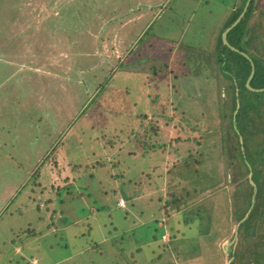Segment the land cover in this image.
Returning <instances> with one entry per match:
<instances>
[{"label":"rangeland","instance_id":"obj_1","mask_svg":"<svg viewBox=\"0 0 264 264\" xmlns=\"http://www.w3.org/2000/svg\"><path fill=\"white\" fill-rule=\"evenodd\" d=\"M6 3L15 8L11 18L0 20V264H129L120 254V247L114 246L111 236H107L109 218L104 213L101 222L95 209L102 206L97 197L104 188L120 185L119 173L128 180L136 169L132 164L134 155L120 171L111 165L112 160L136 149L130 148L131 140L144 139L149 134L145 127L132 126L134 116L125 105H115L122 99L120 94L124 90L142 106L149 96L148 120L161 127L157 142L167 144L165 159L156 156L160 164L157 169L143 166L149 168L148 172L153 171L159 190L154 188L152 179L150 184L143 175L141 180L134 178L136 182L123 187L124 192L134 195L130 202H135L137 211L127 208L130 202L126 194L123 196L127 204L123 208L128 210L127 217L114 200L109 203L116 224L128 227L140 224L144 220L139 214L140 201L147 198L152 202L142 207L145 215L153 209L159 211L151 215L159 225H164L167 219L171 232L167 229L162 237L167 243L162 247L164 250L152 239L151 230L146 229L136 239L140 246V240L146 241L141 247L149 260H142L141 264H229L240 245L238 252L244 261L238 264H248L244 254L251 243L248 238L254 233L246 232L248 238H243L241 214L236 210L243 213L246 207L241 197L249 191V183L254 186V198L263 193L264 183L258 184L257 180L264 178V132L255 128L252 130L257 132L249 137L247 130L234 137L238 134L226 130L225 126L236 124L234 119L231 122L228 116L222 117L223 112L230 113L232 79L219 67L214 51L220 31L243 4L241 0H0V13ZM258 5L264 10V0H258ZM65 13L70 15L65 20L76 26L78 32L71 34L65 20H58ZM254 15L249 24L256 23L254 27L259 25L264 33L263 15H259L258 9ZM262 36L258 47L259 55L264 58ZM11 37L13 46L7 48L4 44ZM134 51L143 54L138 56V62L133 57ZM253 54L259 56L257 50ZM123 60L130 62L125 65L129 68L118 67ZM154 65L162 68V74L167 72L168 88L152 79L149 73L152 74ZM125 70L140 72L144 78L129 76ZM202 87L214 91L204 93ZM260 91L263 93L256 92L253 97L264 96V89ZM102 115L109 118L107 124L101 121ZM262 119L263 128L264 115ZM241 123L238 120V126L242 127ZM180 129L189 133L179 132ZM110 131L125 138L128 144L109 150L103 136ZM190 136L194 140H183ZM245 147L249 154L245 162L251 163L250 155L254 154L252 158L258 160L256 166L261 163L259 170L252 166L251 173L245 170L241 162ZM54 148L60 157L57 160L65 163L64 169H59L60 174H52L53 180L59 182L55 188L58 185L75 188L79 184L81 187L61 201L52 191V182L42 178L48 188L42 200L37 198L44 202L48 197H56L57 213L52 223L59 222L64 228L58 230L54 225L41 235H27L28 222L34 221V210L26 209L22 202L24 212H19L17 199L6 207L7 196L18 192L45 154L54 155L51 151ZM141 149L139 146L137 153ZM101 161L110 162L109 173L100 174L95 168ZM12 162L19 163L28 171L27 175L21 168L12 170ZM57 166L52 163L39 170L45 173ZM70 166L76 170L67 173L65 170ZM92 171L99 176L95 181L73 180ZM97 186L101 193L96 191ZM89 192L90 197L86 195ZM170 192L183 195L182 210L173 208L171 215L164 212L166 202L158 198L159 193L166 197ZM196 205L201 217H195L199 214V211L194 213ZM48 213L52 214L51 209ZM189 213L194 215L187 221L185 217ZM92 214L93 221L89 222ZM84 221L87 226L81 224ZM40 223L32 228L45 226V222ZM85 227L90 243L79 237ZM109 231L113 233L112 228ZM259 234L264 236V224ZM94 241L99 245L107 242L98 251V247L93 248Z\"/></svg>","mask_w":264,"mask_h":264},{"label":"trees","instance_id":"obj_2","mask_svg":"<svg viewBox=\"0 0 264 264\" xmlns=\"http://www.w3.org/2000/svg\"><path fill=\"white\" fill-rule=\"evenodd\" d=\"M187 4V2H184V4ZM241 3H243L242 5H240V7L235 11V13H233L231 20L226 24V26L220 31L219 36H218V43L216 45V47L214 48L215 54L217 55V62L219 64V67L221 69H223L224 73L226 76H228L230 79H232V83H231V94H232V98L230 100V113H226L223 112L222 117L224 116H228L230 119V121L232 122L233 119L236 122V124H232V126L228 127L225 126L226 130L229 131L230 129L232 131H234L236 134L238 135H233L234 137L237 136H241V134L243 133V130H247L248 131V137L250 136V133H256L254 130L255 128H261L260 131L264 132V127L262 128L261 125L263 124V119L262 116L264 115V106H261L264 103V96H259L257 94L256 98L253 97L254 94L256 92H261L260 90L264 89V58L261 57L260 54V50L258 47V41H260V39L263 37L262 35L263 30H260V26L258 25L259 28L254 27V25L249 24L250 20L252 19V16H255L254 14L256 13V10H259V15H263L262 17L264 18V10L263 9H259V5H258V0H241ZM247 3V4H246ZM183 4V3H182ZM183 4V6H184ZM5 5V4H4ZM247 6L246 10L245 7ZM14 8L13 5L6 3L3 12H1L0 14V20L5 19L7 21L8 18H11L10 16L13 15L14 12ZM245 10V12H244ZM243 14V16L240 17V15ZM7 16V17H6ZM66 16H70L68 14H63L60 15V17L58 18L59 21H63L65 20ZM240 17V20L234 25L233 23ZM63 22H66L68 27H70L71 29V34H74V32H78V30L76 29V26L69 24V22L67 21V19ZM152 25L154 24L151 23ZM259 24H262L261 22ZM74 26V27H73ZM232 26V27H231ZM264 28V25H262ZM231 27L227 34H226V38L228 40V44L225 43L224 39H223V33L229 28ZM79 28H81V25L79 24ZM83 28V27H82ZM262 29V28H261ZM261 33V34H260ZM263 33V34H262ZM14 40L13 37H11V41L7 40L6 41V45L4 44V46H6L7 48H11L13 46L12 41ZM140 41H142V38L139 39ZM10 43V44H9ZM257 50V54L260 56L255 57L253 54V51ZM133 57L135 59V62H138V56H142L143 54L140 52H132ZM80 56V55H78ZM76 56V57H78ZM257 56V55H256ZM252 57V58H251ZM151 59V57H148V60ZM124 61V60H123ZM191 62V61H190ZM130 62H120L118 67H124L125 65L129 64ZM166 64V63H165ZM4 66V64H1ZM126 68H129L128 66H125ZM236 67V68H235ZM122 70V69H121ZM121 70L119 71V73L121 72ZM129 76L132 77H139L140 75L144 78V76L140 73L137 72H131L128 70H125ZM152 74L149 73L152 76V79H155L157 83H159L162 86H165L166 88H168V74L167 72L162 74V68H158L157 65L153 66V70H152ZM126 72H123L124 74H126ZM252 75V78L249 80L250 76ZM16 76V75H15ZM177 76V75H175ZM7 79L9 80V76ZM15 79V78H14ZM145 82H142V84H144ZM143 91L146 90L142 88ZM207 89V90H204ZM168 90V89H167ZM202 91L204 93H209L211 90L209 87H202ZM123 93L120 94L121 98L119 103L115 104L116 106H120V105H125L133 114V118L131 119V123L132 126L135 127H145L144 130L146 133H149L148 136L144 139H138L136 141L131 140L132 145L130 146V148H133L134 146L136 147V149L133 148L132 152H128L127 155H125L122 158H119L117 160H112L111 165L116 168L118 171H120L122 168L125 167V164L129 165V162L131 161L130 159H132L131 155H134L135 159L132 161L133 166H136V169L134 172L132 173V177L128 178V180L123 179L125 177V175H123V173H119V177H120V185L118 187H112L110 189H106L104 188L101 193V190H99L98 186L96 188L100 191L101 196L97 197L100 198L101 200V204L102 206H97V204H95L97 207H95L96 209V213L99 214V219H101V222L103 221V217L102 215L105 213L106 217L109 218V224H111L110 228H112L113 233H111V231H109V229L107 230V236L110 237V240L113 242L112 243L114 246L118 245L120 247V254L122 256H125L128 263L129 264H137L139 262V264H141L142 260L143 262L146 261L148 262V258L146 254L143 253V248L141 247L143 244H146L145 240H140L142 242V245L140 246L137 245V238L142 234V232L146 231V229L151 230V237L153 240H156L158 243H160V245L158 246L159 248L165 247L167 245V243L163 240V235L164 233L167 231V229L170 231L171 227L168 226V221L167 219L164 220V225H159V221L158 220H154L155 218H153L151 215L154 213L155 215L159 212L157 210H151V212L146 216L145 215V207L146 202H152L150 201L151 198H147V199H142V201H140V212L139 214L141 216H143V219L140 224L138 223L137 225H131V227H128V225H124L122 223L116 224V221L113 218V212L110 209L109 203L114 200L116 202L117 207H121L122 209V213L125 216V212H126V216L128 215V210L124 209L123 206H126L127 202H126V198L124 197L126 194L127 199L129 198V202L130 200L134 197V195H132V193H126L123 190V187L132 184L133 182H136V180H134V178H137L138 180H141V176L145 175L147 178L146 180L150 181V179H152V183L155 185L154 188H157V190H159V185L156 184V181L154 180V176H153V171H149L148 169H144L143 166H152L154 169H157L158 167L156 166H160L159 162L156 160V156L161 155L162 156V160L165 159V155H166V150H167V144L166 143H158V139L156 138V136H159V132L161 130V127L156 126L154 124V122H152L151 120H148V110L151 107V100L148 97H146L144 105L142 106L141 104L139 105L138 102H134L133 99L131 98V94L130 93H126V91H122ZM263 93V92H261ZM119 94V91H118ZM113 95H116L115 92H113ZM141 95V94H140ZM119 98V97H118ZM155 100V99H153ZM260 100H262L260 102ZM204 101V100H203ZM260 102V103H259ZM148 103V105H147ZM135 108L138 109L137 112L132 111ZM218 110H221L220 107L218 108ZM253 111V112H252ZM84 114H86V111L83 112ZM153 115H157V113H153ZM257 118V124H255V119ZM41 119H43V116L41 117ZM101 121L104 124H107L108 119L107 117H104V115H102L100 117ZM45 120V119H44ZM238 120H241L242 123V127L238 126ZM194 121H190V123H193ZM230 124V122H229ZM104 126V125H102ZM110 129V128H109ZM111 130V129H110ZM194 130V129H193ZM187 132L189 133V131H187L186 129H180L179 132ZM157 134V135H156ZM191 136L190 137H185V139L183 140H191ZM194 140V138H192ZM103 140L105 141V144L109 147V150L113 148L114 150L118 147V146H122L125 142V144L127 145V140H125V138L123 137H119L118 134H116L115 132H107L104 134L103 136ZM249 141V139H248ZM247 141L246 147H248L250 145V143ZM129 142V141H128ZM133 142H135L133 144ZM241 144V142H239ZM243 145V144H241ZM129 146V145H128ZM141 146L142 149L140 150L139 153L137 148ZM236 147V146H233ZM245 147V150L242 152V165L245 166V170L248 172L249 170L252 171V167L256 170H259L258 167L261 165V163L259 164V166H256V163L258 160L252 158L254 154L250 155V160L251 163L247 164V162H245V159H247V149ZM129 148V149H130ZM57 148L52 149L51 151H53L52 156H54V158H52V156L49 155L50 152L45 154V158L43 159L42 163L40 164V166L37 168V170L34 172L32 171L31 174L27 177V180L23 181L21 184V187L18 189V192L16 193H12L10 195L7 196V205L6 207L9 208V206L17 199V204L16 207L18 209L19 212H24V207L22 206V202L23 204H25L24 206L26 207V209H31L34 210V221H29V227L27 229V235H31L32 233H34V236H38L39 234L41 235L42 233H44L45 229H52L54 228L53 226L55 225V227L58 228V230H61L64 227L60 226V223H52V220L55 217V214L57 213V205L55 204L56 202V197L52 196V197H48L47 200H45L44 202L41 201L42 200V196L45 195V191L47 190L46 188H48V185L45 187L42 178L46 177L45 180H47V182H52L51 183V187H52V191H55L56 196L61 197V201L64 200L65 196L69 193V194H76L77 191L80 189V184L79 187H72V185H67L66 187H61V185H58V187L55 188V184H58L59 182L53 180L52 174L53 173H57L60 174L61 171H59V169H64V162H59L57 160V155L55 153V150ZM126 149V148H125ZM124 149V150H125ZM122 149V151H124ZM112 151H109L110 154L112 153ZM51 154V153H50ZM165 154V155H164ZM129 157V158H128ZM60 158V157H58ZM14 159V158H13ZM62 159V158H61ZM58 164L56 169H52L49 170L45 173H41V171L39 169H42L43 166H47L49 164ZM60 163V164H59ZM64 163V164H63ZM110 162L108 161H101L99 163L98 166H95L96 169H98V171L100 172V174H104L106 172H110L112 166L109 164ZM71 163H69L70 165ZM73 165V164H72ZM110 165V166H109ZM63 166V167H62ZM252 166V167H251ZM68 167V165H67ZM99 167V168H98ZM17 168H21L27 175L28 171L24 170L19 163L17 162H12V170L17 169ZM30 170V169H28ZM72 170H76L75 166H71L69 168H67L65 171H67V173ZM145 170H147V172H145ZM249 171V172H250ZM64 172V170H63ZM95 172H91L90 174H82V177H79L75 179V177H73V180L77 183L81 180V179H86V178H90L92 179V181H95L96 178H98L99 176L95 173ZM251 173V172H250ZM99 174V173H98ZM43 175V176H42ZM85 175V177H83ZM69 176V175H68ZM71 176V175H70ZM98 176V177H97ZM39 182L37 181V179H39ZM117 177V176H116ZM58 178V177H57ZM264 183V178L260 179L258 178L257 183L261 184ZM151 184V181L149 182ZM250 189L247 192V194H244L243 197H241L242 203H245L246 207L243 208V213L241 211H237L238 215L241 216V222L240 225L242 226V236L243 238L246 237L248 238V236L246 235V232L248 233H254L257 237H256V241H255V236L254 234L251 235L248 240L249 242V247L247 246L248 250L247 252L244 254V257H246L245 255L247 254V260L248 264H264V236L262 235V237L260 236L261 234V230H262V225L264 224V187L262 188V194H258L255 196L254 198V186L249 183ZM34 193L33 195H29L28 192ZM24 192V194H23ZM135 192L138 193V189H135ZM26 193V195H25ZM82 194H85L84 192L81 191ZM28 194V195H27ZM88 194V197L92 196V193H86V195ZM128 194V195H127ZM124 195V196H123ZM37 196H39V199H41L40 201L38 200ZM28 197V198H26ZM158 198L161 202H166L163 206L164 212L166 213H170L173 211V208H176V211L178 210H182V207L180 205V201L183 199V195L182 194H177L176 192H170L167 194V196H163L161 193H159ZM157 198V199H158ZM120 199L124 200V205L121 203H119ZM167 200V201H165ZM60 202V201H59ZM34 203V206H31ZM94 203H97L94 200ZM59 204V203H58ZM199 205V204H198ZM198 205H196V207L194 208V213L197 211H199V214H195V217H198V215L201 217V211L198 207ZM45 206V207H44ZM181 207V208H180ZM128 209H135L137 211V208H135V202L131 201L130 203H128L127 206ZM159 208V207H158ZM157 208V209H158ZM178 208V209H177ZM51 209V215L48 213L49 210ZM63 211V209H62ZM191 214L193 213H189L188 215H186V219L187 221H190V219H192L193 217L191 216ZM194 215V214H193ZM93 216L94 214H92L88 220L89 222L93 221ZM169 217V215H168ZM63 219V215L61 217ZM60 218V219H61ZM199 218H196V222H198ZM68 222L71 221V218H69L67 220ZM96 221H98V219H96ZM40 222H45V226L41 229H33L32 226H37L39 224H41ZM61 222V221H60ZM84 224L85 226H87L88 223H81ZM101 223L97 224L100 225ZM73 225V223H72ZM104 225H106L104 223ZM61 227V228H60ZM96 231V230H95ZM25 232V230L23 231ZM171 232V231H170ZM97 233L100 235V231L99 229L97 230ZM116 237H115V235ZM173 236H175V234H172ZM87 236H89V232H87L86 227L84 232H81V234L79 235V237L82 239L83 237L85 239H87L89 241V243L91 242L89 238H87ZM251 238H253L251 240ZM133 240V241H132ZM86 241V246H87V242ZM100 241V240H99ZM107 242V241H104ZM104 242H101L100 245L98 244L99 242L94 241V246L93 248L98 247V251H100V246L102 244H104ZM258 242V244H257ZM252 244V245H250ZM152 244H149V246ZM242 245L238 246L236 251L234 252L233 256L234 259L230 261L229 264H238L239 262L244 261V259H241L242 253L238 252ZM117 247V246H116ZM164 250V248H162ZM156 250V249H155ZM160 250V249H158ZM168 249L166 251L163 252H167ZM102 253V252H101ZM138 257H137V256ZM140 255V256H139ZM137 257V259H136ZM233 258V257H232ZM36 259V258H35ZM140 261H139V260ZM246 264V263H245Z\"/></svg>","mask_w":264,"mask_h":264},{"label":"water","instance_id":"obj_3","mask_svg":"<svg viewBox=\"0 0 264 264\" xmlns=\"http://www.w3.org/2000/svg\"><path fill=\"white\" fill-rule=\"evenodd\" d=\"M244 12H245V10H244ZM244 12L242 13L241 16H243ZM241 16H240V17H241ZM240 17L235 21V23H234L232 26H234V25L240 20ZM232 26H231V27H232ZM231 27H229V28L223 33V39H224L225 43H227V44H228V40H227V38H226V34H227L228 30H229Z\"/></svg>","mask_w":264,"mask_h":264},{"label":"crops","instance_id":"obj_4","mask_svg":"<svg viewBox=\"0 0 264 264\" xmlns=\"http://www.w3.org/2000/svg\"><path fill=\"white\" fill-rule=\"evenodd\" d=\"M251 78H252V75L250 76V78H249V80H248V81H250V79H251ZM36 261H38V260H36V259H35V262H36Z\"/></svg>","mask_w":264,"mask_h":264},{"label":"built area","instance_id":"obj_5","mask_svg":"<svg viewBox=\"0 0 264 264\" xmlns=\"http://www.w3.org/2000/svg\"><path fill=\"white\" fill-rule=\"evenodd\" d=\"M123 201H124V200L122 199V201H121V202H122V204H123Z\"/></svg>","mask_w":264,"mask_h":264}]
</instances>
